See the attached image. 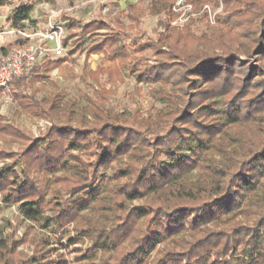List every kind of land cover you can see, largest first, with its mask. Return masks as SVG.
Listing matches in <instances>:
<instances>
[{
	"label": "trees",
	"instance_id": "1",
	"mask_svg": "<svg viewBox=\"0 0 264 264\" xmlns=\"http://www.w3.org/2000/svg\"><path fill=\"white\" fill-rule=\"evenodd\" d=\"M187 1L196 9L208 2ZM175 2L153 0L168 14ZM30 18L31 8L19 6L12 25L21 28ZM217 23L201 38L193 37L188 28L170 27L155 39L134 44L137 53L150 49L155 57L166 56L155 64H143L142 58L134 62L138 83L172 87L170 92H157L167 103L156 114L158 122L119 121L92 100L88 111L93 123L73 126L70 117L56 122L54 112L67 107L59 109L54 98L46 110L22 89L41 72L52 71L61 59H48L14 80L11 87L22 109L55 127L34 138L0 120L2 138L27 143L19 153L0 150L1 159L14 161L0 168L4 202L19 204L29 221L61 229L99 198L102 183L110 180L102 172L111 168L122 209L126 201L146 203L125 211L110 229L101 220L80 231L79 236L93 238L96 252L116 250L113 260L103 264H264V0L238 1ZM116 25L119 32L89 46L90 54H103L111 63L98 68L95 77L105 74L122 80L131 63L128 46L119 43L120 37L128 38L124 26ZM104 26L88 24L83 34ZM193 41H200L203 49L188 47ZM242 55L255 56L258 65L241 62ZM150 127L152 138L147 134ZM37 170L68 174L54 182L74 199L57 204L51 217L45 214L51 204L44 188L33 177ZM237 215L252 220L226 226ZM3 249L6 245L0 242ZM48 255L38 256L33 264H56L46 260ZM96 257L81 254L73 264H95ZM57 264L69 262L62 256Z\"/></svg>",
	"mask_w": 264,
	"mask_h": 264
},
{
	"label": "rangeland",
	"instance_id": "2",
	"mask_svg": "<svg viewBox=\"0 0 264 264\" xmlns=\"http://www.w3.org/2000/svg\"><path fill=\"white\" fill-rule=\"evenodd\" d=\"M238 1L242 0H208L201 9H196L186 0V4L190 7L179 10L176 0L172 12L168 14L159 11L153 0H9L8 2L3 0L0 2V63L6 53L17 46L14 44L22 38L12 25L15 9L22 5L29 6L31 18L19 29L27 28V33L42 31L53 16L58 22H64L68 28L67 36L70 40L71 53L66 59H56L55 61L60 59L63 61L49 73L41 72V77L29 81L22 89L24 95L42 103L46 110L51 100L57 98L56 106L59 109L67 108L64 111L54 112L55 121L64 123L70 117L69 122L73 126L94 122L88 111L91 100L119 121L126 120L139 124L143 119L153 118L158 122L156 114L165 109L167 103L160 99L157 92L160 89L170 92L172 87L158 83H138L134 62L142 58L143 64L146 61L155 64L157 60L165 61L166 56L160 54L155 57L150 49L141 54L137 53L134 44H143L148 42L149 38L155 39L157 34L166 32L170 27L180 30L188 28L193 37L201 38L207 28L217 27L218 17L233 11ZM172 15L175 16L174 19ZM116 22L124 26L128 38L120 37L119 43L128 46L131 63L122 72V80L110 78L105 74L95 77L93 73L98 68H108L111 63L103 54H90L89 46L92 42L119 32ZM91 23H104L105 26L83 34V29ZM180 47H184V44ZM188 47L195 50L203 49L200 41H193ZM162 49L165 52L169 50L168 46ZM217 53L220 54L219 49ZM240 61L243 63L249 61L251 65H258L255 56L248 58L242 55ZM0 120L34 138L43 136L50 128L55 127L54 122L24 111L11 85L7 89L0 90ZM148 131V136L152 138V128L150 127ZM26 146V142L14 140L10 136L5 139L0 135V150L19 153V150ZM216 158L220 159L218 156ZM13 162L11 157L0 158V168ZM196 173L193 171L191 177L195 178ZM102 174L110 180L102 183L99 198L89 209L81 212L75 221L69 222L61 229L46 228L27 220L21 213L19 204H6L3 200L4 193H0V242L6 245V249L0 250L3 258L0 264H33L34 259L38 256H46L47 252L49 255L46 260L56 261V264L62 256L69 264H73L76 256L90 253H96L95 264L113 260L115 249L96 252L92 247L93 238L79 236L80 231L91 229L101 220L110 229L115 225L118 217L126 213L125 211L142 206L146 202L145 199L126 201L124 203L126 209L123 210L119 204L121 199L113 188L116 181H111L112 169L108 168ZM65 175L68 174L64 171L55 175H45L40 170L33 174L35 180L44 188L46 200L51 204L46 209V216H53L57 204L74 199L64 191L62 185L54 182L55 177ZM236 220L245 222L252 219L237 215L235 219H228L225 222L226 226H230ZM72 239L76 240L75 244L69 242ZM153 257L154 255L151 259Z\"/></svg>",
	"mask_w": 264,
	"mask_h": 264
},
{
	"label": "built area",
	"instance_id": "3",
	"mask_svg": "<svg viewBox=\"0 0 264 264\" xmlns=\"http://www.w3.org/2000/svg\"><path fill=\"white\" fill-rule=\"evenodd\" d=\"M186 3V0H178L177 8L190 7ZM67 31L66 24L53 16L42 31H19L22 43L9 50L0 63V90L7 89L14 80L29 74L34 66L48 59L66 58L71 53Z\"/></svg>",
	"mask_w": 264,
	"mask_h": 264
},
{
	"label": "crops",
	"instance_id": "4",
	"mask_svg": "<svg viewBox=\"0 0 264 264\" xmlns=\"http://www.w3.org/2000/svg\"><path fill=\"white\" fill-rule=\"evenodd\" d=\"M14 30H16L17 32H19V31H25V32H27L28 31L27 28H22V30H20L19 28H15V27H14Z\"/></svg>",
	"mask_w": 264,
	"mask_h": 264
}]
</instances>
